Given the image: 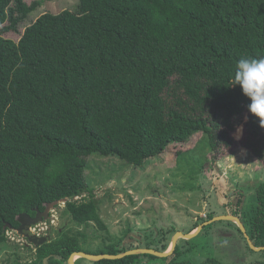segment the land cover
Wrapping results in <instances>:
<instances>
[{
    "label": "trees",
    "instance_id": "16d2710c",
    "mask_svg": "<svg viewBox=\"0 0 264 264\" xmlns=\"http://www.w3.org/2000/svg\"><path fill=\"white\" fill-rule=\"evenodd\" d=\"M39 5L0 0V247L19 228L20 214L35 215L64 198L76 223L106 228L94 200H74L94 194L86 174L91 156L146 167L197 132L214 154L224 140L233 145L229 134L244 124L246 149L264 163V127L241 86L232 85L239 59L264 57V0H79L76 9L43 13L19 40L5 36L19 33ZM241 212L254 244L264 246V181ZM80 236L86 235L60 229L24 264H65L80 251H126L108 244L92 252ZM182 252L177 245L163 259L192 264L177 260ZM147 258L160 257L90 264Z\"/></svg>",
    "mask_w": 264,
    "mask_h": 264
},
{
    "label": "rangeland",
    "instance_id": "374dc122",
    "mask_svg": "<svg viewBox=\"0 0 264 264\" xmlns=\"http://www.w3.org/2000/svg\"><path fill=\"white\" fill-rule=\"evenodd\" d=\"M33 1L37 0H27ZM38 1V9L20 24L19 33L9 32L5 36L19 40L26 27L43 13L76 9L79 3V0ZM213 106H210L211 115L215 112ZM241 125L242 134L238 131ZM241 125L229 134L236 142L228 146L224 140L220 152L214 154L208 138L197 132L187 142L169 145L162 160L156 157L146 167L136 168L116 157H89L86 174L94 194L84 193L74 200H94L107 227L102 228L96 221L76 223L62 202L52 208L48 220L35 225L37 232L53 239L60 229L72 235L82 232L86 236H80V243L92 252L108 244H118L126 250L148 246L169 249L178 231L189 233L202 225L194 237L179 236L178 246L183 252L177 260L192 264H205L209 258L222 264L264 262V251L250 250L232 221L208 223L215 216L235 215L237 208L252 205L256 187L264 181V163L246 149L245 125ZM8 232V240L0 247V264L34 260L38 246L16 229ZM80 258L77 264L91 263ZM147 259L143 264L169 261L163 257Z\"/></svg>",
    "mask_w": 264,
    "mask_h": 264
},
{
    "label": "water",
    "instance_id": "95a60500",
    "mask_svg": "<svg viewBox=\"0 0 264 264\" xmlns=\"http://www.w3.org/2000/svg\"><path fill=\"white\" fill-rule=\"evenodd\" d=\"M69 198H64L62 200H56L52 203H47L46 204V208L45 211H41L39 208H37V215L35 217H32L29 213H22L20 214L17 219L20 222V226L17 229V231L21 234L24 235L30 243L36 245V246H40L42 244H44L46 241L51 239V236L47 235V236H40L37 235L35 233H31V229L28 227L27 230H29V232L25 231V227L27 226V223L25 222V218L31 219L29 224L31 225H35L38 224L41 221L44 220H48L49 219V215L51 214V210L52 208H54L56 205L64 202L67 203ZM43 214V215H42ZM218 220H227V221H232L235 222L239 225V227L242 229V231L244 232L250 247L255 250V251H262L264 250V246H257L254 244V242L252 241L251 237L249 236L246 226L244 225V223L242 222V220L233 214H222V215H218L215 216L211 221H209L208 223L211 222H215ZM206 223V224H208ZM12 228V225H9ZM203 226L200 225L196 230L189 232V233H183L181 231H178L174 237L172 238V245L171 248L165 250V251H160L154 248H150V247H143V248H135V249H130V250H126L124 252H121L119 254H92V253H87V252H74L70 258H69V264H76V260L78 257H84L87 258L91 261H99L102 259H118V258H123L125 256L128 255H132V254H154L158 257H168L171 256L175 250L176 247L178 245V239L179 236H181L182 238H191L194 237L199 230L202 228Z\"/></svg>",
    "mask_w": 264,
    "mask_h": 264
},
{
    "label": "clouds",
    "instance_id": "9594fccd",
    "mask_svg": "<svg viewBox=\"0 0 264 264\" xmlns=\"http://www.w3.org/2000/svg\"><path fill=\"white\" fill-rule=\"evenodd\" d=\"M237 84L251 101L247 105L249 112L259 118L260 126L264 127V57L239 59L232 82V85ZM238 131L242 134V125Z\"/></svg>",
    "mask_w": 264,
    "mask_h": 264
},
{
    "label": "flooded vegetation",
    "instance_id": "af4514ba",
    "mask_svg": "<svg viewBox=\"0 0 264 264\" xmlns=\"http://www.w3.org/2000/svg\"><path fill=\"white\" fill-rule=\"evenodd\" d=\"M242 209L243 208H237L236 209V211L235 212H233L235 215H237L241 220H242V222H243V219L241 218V215H239V213L242 211ZM45 211V209L43 210V212ZM238 212V213H237ZM227 214V213H226ZM37 215V213H35V215H31L32 217H35ZM43 215V214H42ZM50 216H51V214L49 215V218H50ZM25 220V222L27 223V226L25 227L26 229H25V231H27V232H29V230H27L28 229V227L31 229L33 226H35V225H31L30 226V224H29V222H30V220L31 219H28V218H25L24 219ZM213 223V222H212ZM231 223H234V225L236 226V228L237 229H239V231L241 232V234L246 238V236H245V234H244V232L242 231V229L239 227V225L237 224V223H235V222H231ZM244 223V222H243ZM244 225H245V223H244ZM31 231V230H30ZM31 233H33L32 231H31ZM49 236H51V235H49ZM52 238V237H51ZM246 240V244H247V246H248V244H249V242H248V240H247V238L245 239ZM248 242V243H247ZM213 259V258H212Z\"/></svg>",
    "mask_w": 264,
    "mask_h": 264
},
{
    "label": "built area",
    "instance_id": "2783aa9c",
    "mask_svg": "<svg viewBox=\"0 0 264 264\" xmlns=\"http://www.w3.org/2000/svg\"><path fill=\"white\" fill-rule=\"evenodd\" d=\"M35 227H36V226H33V227L31 228V231H32L33 233L37 234V235H40V233L37 232V230H36ZM8 233H9V232H8ZM40 236H41V235H40Z\"/></svg>",
    "mask_w": 264,
    "mask_h": 264
},
{
    "label": "crops",
    "instance_id": "0c3cea01",
    "mask_svg": "<svg viewBox=\"0 0 264 264\" xmlns=\"http://www.w3.org/2000/svg\"><path fill=\"white\" fill-rule=\"evenodd\" d=\"M80 260H81V258L78 257L77 260H76V264H77ZM68 262H69V261H68ZM65 264H68V263H65Z\"/></svg>",
    "mask_w": 264,
    "mask_h": 264
}]
</instances>
